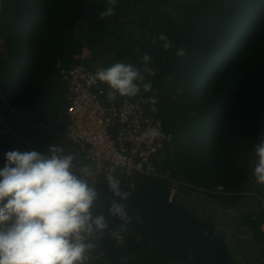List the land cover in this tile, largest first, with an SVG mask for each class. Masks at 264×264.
<instances>
[{
    "label": "trees",
    "instance_id": "obj_1",
    "mask_svg": "<svg viewBox=\"0 0 264 264\" xmlns=\"http://www.w3.org/2000/svg\"><path fill=\"white\" fill-rule=\"evenodd\" d=\"M95 3L102 0H0L5 47L0 54V115L6 117L0 130L4 125L19 127L8 117L16 112L28 117V135L37 149L46 151L50 139L65 146L66 95L51 102L50 94L59 92L60 66L78 62L74 56L85 47L78 29L87 15L98 11ZM113 7L132 10L133 15L120 16L143 30L130 40L119 37L113 63L132 64L142 79L135 95L117 92L109 100L144 97L146 110L163 120L173 135L161 167L169 178L137 173L134 188L169 199L174 178L180 186L231 206L247 192L264 198V184L252 175L253 145L264 137V0H116ZM161 34L170 48L165 49ZM179 49L183 55H177ZM145 83L151 84L149 91ZM76 167L84 179V168ZM96 180L105 182L100 176ZM258 206L245 213L243 221L253 238L264 243V205ZM111 234L126 250L144 238L137 231ZM173 255L148 241L123 261L181 264Z\"/></svg>",
    "mask_w": 264,
    "mask_h": 264
},
{
    "label": "clouds",
    "instance_id": "obj_2",
    "mask_svg": "<svg viewBox=\"0 0 264 264\" xmlns=\"http://www.w3.org/2000/svg\"><path fill=\"white\" fill-rule=\"evenodd\" d=\"M112 11L108 8L100 17ZM159 39L165 42V49L171 47L165 35ZM183 54V49L177 51V55ZM95 77L122 96L135 95L139 91L137 81L142 79L135 66L124 62L98 69ZM143 87L149 91L151 84ZM253 152L252 175L257 183L264 184V137L253 145ZM73 159L54 145L47 154L35 149L4 154L0 167V264H83L84 254L91 247L83 234L107 225L102 215L93 217L96 192L73 171ZM109 186L121 199L129 195L121 193L117 179L110 177ZM110 211L127 222L125 205L113 203Z\"/></svg>",
    "mask_w": 264,
    "mask_h": 264
},
{
    "label": "built area",
    "instance_id": "obj_3",
    "mask_svg": "<svg viewBox=\"0 0 264 264\" xmlns=\"http://www.w3.org/2000/svg\"><path fill=\"white\" fill-rule=\"evenodd\" d=\"M74 58L78 62L59 70V78L68 83V124L63 134L93 167L95 179L100 176L109 183L111 177L134 187L137 173L169 178L161 167L173 135L163 120L146 110L142 96L109 100L113 91L104 90L95 69L86 64L90 54L83 50ZM3 127L2 135L9 132ZM170 180L173 192L178 182ZM84 242L91 247L83 264H109L100 241L84 236Z\"/></svg>",
    "mask_w": 264,
    "mask_h": 264
},
{
    "label": "water",
    "instance_id": "obj_4",
    "mask_svg": "<svg viewBox=\"0 0 264 264\" xmlns=\"http://www.w3.org/2000/svg\"><path fill=\"white\" fill-rule=\"evenodd\" d=\"M16 149L0 134V167L4 164V154ZM86 181L96 192L91 213L93 217L102 215L107 226L83 235L104 245L106 261L109 264H125L123 257L148 241L164 246L181 264H234L216 230L170 198L165 199L134 187L120 185L121 193H129L125 199H121L111 190L108 182ZM113 203L125 205L127 222L111 213ZM112 231H137L144 238L133 248L126 250L117 246Z\"/></svg>",
    "mask_w": 264,
    "mask_h": 264
},
{
    "label": "rangeland",
    "instance_id": "obj_5",
    "mask_svg": "<svg viewBox=\"0 0 264 264\" xmlns=\"http://www.w3.org/2000/svg\"><path fill=\"white\" fill-rule=\"evenodd\" d=\"M95 4H96V9L98 11H100L102 7L105 10L108 8H112L113 11L111 15H107L103 19L100 17V14L98 11L95 12L91 16L87 15L86 18L81 21V24L78 29V34L80 35L79 37L82 38L85 44V47L83 50H85L87 54H90L92 58V61L87 62L86 64L92 65L95 71H97L100 68L108 67L113 64V59L115 57L116 51L120 48L119 44H121L119 37H122L123 41L130 40L133 35L140 36L143 30L139 25H137V23L128 22L127 18L123 17V14L125 13L127 15H133L134 13L132 12V10L115 8L113 7L112 0H102V3H99V4L95 3ZM133 7L137 8V10L139 11L140 7L132 6L131 9ZM143 10H145V8ZM121 13H123L122 16H120ZM88 39H90V41H88ZM4 52H5L4 43H3V40L0 39V54H3ZM56 80L59 83L58 85L59 92H56L53 95L50 94L51 102H53V100L55 101L57 98H59L60 100L61 99L63 100L64 96L68 92V83L63 82L60 78L59 79L57 78ZM116 93L117 92H114L113 90V94L116 95ZM8 117L13 119L19 125V127L15 128L9 125L7 126L4 125L3 129L8 128L9 132L3 133V135L1 134L2 137L8 140L12 145H16L21 151H27V150H32V149L40 151V149H37L39 147H35V145L31 143L30 135H28L31 132L30 127H28V117L21 116L20 114H17L16 112H12V114H10V116ZM5 118L6 117L0 115L1 124L2 123L4 124ZM25 120L27 121L26 123H24ZM43 133L44 132L41 131L39 134L42 135ZM44 136L46 137V135H43V138ZM45 139L47 140L48 138H45ZM50 145L57 146L63 150L64 154H71L73 156L74 158L73 159V171L74 172H76V170L78 169L76 166L79 165L80 169L83 170L84 168V170L85 169L87 170L85 171L86 175L84 176V179L89 178L91 180H96L94 174L92 173V171H94L93 167L90 165L88 161L85 160L83 155L77 151L75 146L72 145V147L69 148V152H68L67 150L65 151V147H63L61 143L58 142L56 139H50L49 146ZM48 149L46 151L41 150L40 152H44L47 154ZM174 180H177V179H174ZM194 191L196 192L197 198L200 200L199 201L197 198H195L193 199L194 202L202 203L201 200L206 199L207 201L208 198H210L209 200H213L211 196L203 193L202 191H197V190H194ZM191 192H193V189H191V187H185V185L180 186L178 182L174 188V191L171 192V195L173 197L172 200L174 201L175 204L188 210L189 213L190 212L191 214L193 213L192 215H194L197 219H199L203 223L212 226L213 223L209 222L207 215L204 212V210L206 209L205 207H202V206H199L198 208L193 207V205L192 206L189 205L187 201L184 199ZM246 196L247 197L250 196L248 200H251V201L252 199L255 198L253 197L252 192H247ZM254 200L264 205V198H261L260 200L255 198ZM198 204L200 205V203ZM262 228H264V224ZM229 254L231 255L230 252ZM232 259L234 262L235 259L234 258ZM234 264L236 263L234 262Z\"/></svg>",
    "mask_w": 264,
    "mask_h": 264
},
{
    "label": "crops",
    "instance_id": "obj_6",
    "mask_svg": "<svg viewBox=\"0 0 264 264\" xmlns=\"http://www.w3.org/2000/svg\"><path fill=\"white\" fill-rule=\"evenodd\" d=\"M62 140L66 146H64L65 151L69 152V148L72 145L65 139L64 134ZM249 197L245 196L242 201L232 206L220 203L214 197H211L213 200H209L210 198L207 201L206 199L201 200V203L194 202L193 199L197 198V196L193 190L184 199L193 207L202 206L206 208L204 212L209 222L213 223L212 226L222 233L223 241L227 245L228 252L231 253L229 255L235 259L234 262L236 264H264V243L258 242L253 238L251 229L243 221L245 213L249 210H258L260 208L258 206L259 202L255 201V198L252 201L248 200Z\"/></svg>",
    "mask_w": 264,
    "mask_h": 264
}]
</instances>
